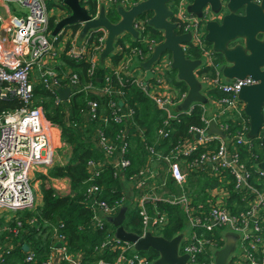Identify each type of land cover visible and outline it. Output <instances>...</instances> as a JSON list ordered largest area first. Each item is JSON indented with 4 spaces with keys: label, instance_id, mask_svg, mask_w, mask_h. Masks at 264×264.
<instances>
[{
    "label": "built area",
    "instance_id": "obj_1",
    "mask_svg": "<svg viewBox=\"0 0 264 264\" xmlns=\"http://www.w3.org/2000/svg\"><path fill=\"white\" fill-rule=\"evenodd\" d=\"M3 1L14 2L24 11L19 14L12 12L4 17L0 15L4 32V37L0 38V100L15 98L17 101L14 105L0 108V220L4 222L0 224V240L4 230L6 234L3 238H6L8 234L15 236L28 233L30 226L39 229L47 225L44 219L39 224L35 215L22 214L23 210L29 211L35 207L31 173L33 170H44L53 154L59 158L57 163L63 164V156L70 149L60 139L59 126L45 117L40 98L36 102L34 83H40L51 93L55 105L68 101L71 89L80 81L75 71L58 73L53 67L58 55L55 42L62 27L50 34L45 0ZM101 2L104 13L116 3L124 7L129 4L127 0H95L93 10L85 6L90 18L96 16ZM184 2L178 0L175 3L169 20L175 23L176 33L190 34L189 40L181 42L180 47L188 57L201 60L193 75L201 84V92L208 99L212 110L207 113L201 103H193L184 110L190 114L194 107L199 108L202 124H188L186 134L167 153L160 155L152 146L145 145L148 150L146 164L128 175L135 189L131 207L136 210L141 221V230L137 233L141 234L145 229L159 233L168 221L167 211L159 203L177 204L184 211L188 228L178 243V252L187 254V264H213L212 250L222 245L223 232L227 230L236 232L237 238L226 264H264V170L257 165L262 159L258 155L262 143L258 133L245 138L248 117L243 110L244 102L237 97L240 87L251 80L248 76L225 80L220 73L218 55L204 38L206 19L220 18L221 12L210 11L206 4L198 17L185 10ZM148 16L145 12L132 19L131 25L138 32L136 37L126 33L130 41L137 40L141 46L128 42L124 37V41L115 45L120 53L119 61L107 70L109 73L104 74L99 87L100 93L109 95L107 111L96 114L98 103L95 99L88 98L85 106L89 110V119L97 116L104 124L108 121L125 124L133 110L124 103L123 93L116 87L125 80L162 111V125L156 128V132L163 137L170 129V122L178 119L179 113L172 112L171 107L182 99L186 89L174 87L164 77L163 72L170 63L168 50L162 51L150 63L152 75L147 78H144L145 70L136 64L138 60H145L153 46L162 40L161 31L159 34L152 33L147 28ZM87 35L94 36L90 42L76 44V31L72 33L63 53L74 60H83L86 74L93 77L106 31L100 26L89 30ZM63 86L69 89L64 101L56 91V88ZM89 86L90 82L82 83V88ZM80 110L85 112V109ZM210 118L222 129L223 136L206 132ZM94 130L97 145L111 155L110 163L120 177L124 173L122 169L129 164L122 130L119 129V133L115 134L118 140L104 134L100 126L94 127ZM159 156L166 164L170 189L154 193L153 190L162 184L161 179H158ZM88 164L92 168L94 162L89 160ZM196 172L216 179L214 185L205 188L203 202L193 199L189 185L192 174ZM229 190L234 192L230 201ZM95 191L97 186L90 185L84 195L93 228L103 230L101 239L91 251L94 256L92 264H151L153 257L144 251L134 250L132 243L114 237L111 233L113 229H104L103 220L113 216L116 207L125 205L123 196H119L113 204H108L98 199ZM98 210L100 214H97ZM60 227L61 223L57 222L51 225L50 232H43L47 240V255L40 260V264H79L83 251L79 248L68 249ZM29 242L17 244L23 248V262L28 263L36 259V248ZM14 247L2 245L0 241V262ZM109 251H115L111 260L100 256Z\"/></svg>",
    "mask_w": 264,
    "mask_h": 264
},
{
    "label": "trees",
    "instance_id": "obj_2",
    "mask_svg": "<svg viewBox=\"0 0 264 264\" xmlns=\"http://www.w3.org/2000/svg\"><path fill=\"white\" fill-rule=\"evenodd\" d=\"M89 6L94 8V0H87ZM66 62L78 74L80 82H90L91 86L88 88H80L72 92L68 101L53 104L51 94L42 87L38 82L33 85V94L36 98L43 103L44 115L51 122H55L60 128V139L70 146V155L68 160L63 165H54L48 169L47 175L49 176H66L69 180L70 194L58 195L54 192L53 187L47 182L46 176L40 174V192L41 203L36 206L32 211L37 216V221L41 224L45 220L46 226L36 229L35 226H30L28 233H20L23 238L26 237L32 240V244L36 248V259L34 262H23V248L16 245L5 256L0 264H40V260L45 257L47 251V240L43 235L44 231L50 232L48 224L56 225L57 222L61 223L59 228L61 233L65 236V244L68 249H81L83 256L79 264H92L94 256L91 251L95 243H97L103 234V230L95 229L90 221V209L87 207L84 195L88 186H97L95 191L98 199L104 200L108 204H113L115 200L123 193L119 178L115 172L117 169L110 163L111 155L107 154L100 146L97 145V135L94 127H102L103 122L100 118L92 120H85L81 117V110L85 109V102L88 98L95 99L98 106L102 103V108L107 111V98L108 94L99 92L100 84L103 76L107 72L104 66L98 63L94 69L93 77H88L86 74V63L83 60H74L66 58ZM113 80L114 77H112ZM124 80V79H123ZM178 85H183V82L176 80ZM118 85V84H117ZM184 86V85H183ZM122 89H126L131 95L126 98L129 105L135 107L131 124L133 134L129 141L127 136H123V140L127 142V154L129 164L122 170L124 174L130 175L143 168L146 164V157L148 150L145 145H150L156 152L163 155L186 134L188 124L194 123L197 125L202 124L199 115V108L194 107L190 114L181 112L178 114L177 120L170 122L169 131L163 137L158 135L156 128L162 125V111L157 109L153 102L143 95L133 84L123 81ZM15 98L1 99L0 108L16 104ZM96 108V114L100 110ZM105 127V126H104ZM121 128L120 124L111 121L107 127L111 133V137H115ZM141 131V134L139 133ZM104 134L108 135L104 130ZM260 157L261 151L258 152ZM94 162L93 167L90 168L88 161ZM161 163V156L158 157ZM212 179L197 177L195 180L190 181V186L193 191V199L203 198V187L212 184ZM124 201V200H123ZM161 208H164L168 214L167 224L161 233L170 237L173 233L178 231L183 226V213L176 204H169L160 202ZM119 207H116L115 213ZM125 212V211H124ZM28 211H23L22 214H27ZM139 216L134 211L125 212L123 219V227L135 232L139 231ZM104 229L108 226L111 227L109 218L103 220ZM40 226V225H39ZM22 236H19V240ZM150 257L156 255L155 250L148 248L144 250ZM104 259L111 260L115 256V251L101 253Z\"/></svg>",
    "mask_w": 264,
    "mask_h": 264
},
{
    "label": "water",
    "instance_id": "obj_3",
    "mask_svg": "<svg viewBox=\"0 0 264 264\" xmlns=\"http://www.w3.org/2000/svg\"><path fill=\"white\" fill-rule=\"evenodd\" d=\"M61 3L69 8V12L59 18L52 26L50 34L56 33L62 26L73 23H80L78 31V38L81 39L89 30L102 26L106 35L103 40V47L98 54V62H102L105 55H107L113 47L115 37L122 33H128L133 37L138 35L136 29L131 25L132 19L137 14L149 12L146 19V25L161 31L162 40L156 43L150 55L142 61L136 62L145 70L144 77L151 76L149 65L156 57L164 50H168L170 54L169 69L175 70V77L181 80L186 85V91L182 99L171 107L172 112L181 113L186 110L193 103L203 104L207 111L212 110L206 96L201 92V84L193 75L194 70L199 66L201 60L199 58H190L182 51L180 43L189 40V32L176 33L174 31L175 23L170 21L172 10L165 2L167 0H127L129 4L126 7L116 3L115 12L118 14L116 20H112L104 13V6L101 2L98 6V11L95 17L90 18L87 9L80 3L79 0H59ZM236 0H225L223 2L222 17L220 22L214 19L205 21L204 38L211 43L212 50L215 53H220L224 62L219 66L220 73L225 80L230 77L243 76L248 73L252 76L256 74V68L261 60L255 59L253 51H251L250 39H244L243 44L228 45L236 30H238V21L244 17L234 12ZM207 4L210 11L217 13L219 11V0H191L185 4L187 12H191L196 16H201V8ZM248 4H244V11L248 9ZM262 2L257 7H260ZM243 48V49H242ZM249 50L248 53L245 49ZM259 81L243 85L237 92V97L244 102L243 110L248 117V128L245 132V138L255 136L264 122L260 112V106L264 101V70L259 76H256ZM59 96L64 101L68 92V87L56 88ZM207 133H217L223 136V131L216 125L213 119L208 120ZM264 146V134L259 137ZM264 170V157L258 161L257 164ZM125 206H119L117 212L109 217L113 225V235L122 241L132 243L134 250L144 251L148 248L155 250L156 255L152 258L151 264H187V254L178 252V243L182 236V231H178L170 237H166L161 233H152L149 229H145L141 234L132 230L125 229L122 225L124 218ZM224 240L220 247L212 250L213 264H226V259L229 253L235 247L237 233L233 231L223 232Z\"/></svg>",
    "mask_w": 264,
    "mask_h": 264
},
{
    "label": "crops",
    "instance_id": "obj_4",
    "mask_svg": "<svg viewBox=\"0 0 264 264\" xmlns=\"http://www.w3.org/2000/svg\"><path fill=\"white\" fill-rule=\"evenodd\" d=\"M59 1V0H58ZM79 1H83L84 2V6L88 7L90 10H93L90 6H89V3H87V0H79ZM191 0H185L184 2V7H185V4L189 3ZM12 3V2H11ZM11 3L10 1H3V0H0V15L2 17H4L6 14H10V13H15V14H19L21 13L22 9L19 8L17 5V8L14 10V7L11 6ZM14 3V2H13ZM63 4V3H62ZM206 5V4H205ZM66 6V5H65ZM115 6V5H114ZM204 6V5H203ZM202 6V7H203ZM94 7H95V0H94ZM114 8V7H112ZM186 10V9H185ZM67 14V13H66ZM66 14H63L61 9H59L58 11H56L54 13L53 11V8L52 7H49L48 8V27H49V24H50V28H52L53 24L59 19L61 18L62 16L66 15ZM106 14V13H105ZM108 17V16H107ZM109 18V17H108ZM148 28V27H147ZM80 29V23H73V24H67V25H64L62 26V30L60 31V33L58 34V40L55 42L56 46H57V49H58V55L55 57V60L53 62V67L55 68V70L58 72V73H62L64 71H67V70H70V71H75L70 65H68V63L66 62V58H70L68 57L67 55H65L63 53V49L65 48L66 44H67V41H68V38L69 36L74 33L76 31V39H75V42L76 44H81L85 41L87 42H90L91 39L94 37L93 35L91 37H89L87 34H85L81 39L78 38V31ZM150 30V29H149ZM151 31V30H150ZM155 33L157 32L158 34L160 33V31L158 30H155L154 31ZM152 31V33H154ZM125 35H121V33H119L114 41H113V47H112V50L107 54L105 55L103 61L100 63L98 62L99 64H101L102 66H104L105 70H109L110 68H113L115 66V64L119 61V57H120V53L118 52L117 50V47L115 46L116 43H119L121 41H124L125 39L123 38ZM4 37V32L1 28V24H0V38ZM139 61V60H138ZM137 61V62H138ZM141 67V66H139ZM142 68V67H141ZM144 71V70H143ZM78 73V72H77ZM164 77L166 79L167 82H170V84H172L174 87H178L179 89H186V85H178L177 83H175V81L173 80L171 76V69H165L164 70ZM145 78V77H144ZM175 78V77H174ZM177 80V79H176ZM123 85V84H121ZM121 85L118 84L116 87L119 88L121 90V92L123 93L122 95V99L124 101L125 104H128L126 98H129L131 95L128 93V91L125 89H122L121 88ZM80 88H82V82L78 81V84L76 85V87L72 88L71 89V92H74V91H77L79 90ZM57 91V90H56ZM69 91V89H68ZM50 93V92H49ZM69 93V92H67ZM51 94V93H50ZM72 94V93H71ZM70 94V95H71ZM67 95V94H66ZM69 95V97H70ZM66 97V96H65ZM51 99H52V96H51ZM129 105V104H128ZM131 108H132V115L131 117L128 119V121L123 124V123H119L120 126H121V130L124 134V136L126 135L127 136V140L129 141V139L131 138V134H133V129H132V124H131V120H132V117H133V114L135 112V107L133 105H130ZM98 110H100V112H104L105 110L102 108V103L98 106ZM88 108H85V112H80L81 113V117L83 119H87V120H92V119H89L87 118V114H88ZM99 112V113H100ZM207 113H209L207 111ZM111 121H108L106 122L105 124H103V129L106 131V133L111 136V133L106 130L107 127L110 125ZM114 123H117V122H114ZM105 126V127H104ZM131 133V134H130ZM141 134V131L139 132ZM59 136H60V130H59ZM127 143V142H126ZM127 150H126V154H127ZM70 155V149H69V152L66 153V155H64V159H65V162L63 164H65L68 160V157ZM111 159V158H110ZM59 160L58 157L54 156V154L52 155V158L51 160L47 163V166L46 168L43 170H39V171H36V170H33V172L31 173V179L33 180L32 181V186H33V190H34V204H35V207L32 209V210H29L27 214H32L34 215V213H32L33 210H35L36 206L39 205L41 203V192H40V177L39 175L40 174H44L46 176V179H47V182L53 187L54 189V192L58 195H64V194H70V190H69V180L66 176H49L47 175V171L49 168H51L52 166L54 165H63V164H59L57 163ZM90 167V166H89ZM91 168V167H90ZM159 173H160V176L158 177V179L160 180L161 179V183L160 185H158L154 190L153 192L154 193H159L161 191H165V190H169L170 189V184H169V175L167 173V170H166V164L164 163L163 159L160 163V166H159ZM35 174H37L35 176ZM197 177H200V178H207V179H210L209 176L207 175H203L202 173H199V172H196L195 174H192V177L190 179L191 180H195V178ZM119 181L121 182L120 185H121V190H122V196L125 200V209L124 211L127 213V211H134L137 216L138 213L136 212V210L134 208L131 207V199L133 197V193H134V190H133V186L131 185L132 184V180L130 178H128V175L126 176L124 173H121V176L119 177ZM212 179V178H211ZM190 181H189V184H190ZM212 184L211 185H214L216 183V179H212ZM211 185H208V186H204L203 187V198L202 199H197L196 201L198 202H203L204 201V198H205V188L206 187H209ZM54 187H57L54 188ZM190 189H191V186H190ZM192 191V189H191ZM229 193H230V196H229V201L231 200V195L234 193L233 191L229 190ZM192 194H193V191H192ZM177 205V204H176ZM179 207V205H178ZM180 210L182 211L183 213V226L178 230V231H182V236L188 232V228H187V224L185 222V217H184V211L181 207H179ZM21 211V210H20ZM19 211V212H20ZM23 211H26V210H23ZM125 212H124V218H125ZM97 214H100V211L98 210L97 211ZM123 218V219H124ZM140 219V218H139ZM0 224H4V222L2 220H0ZM112 225V224H111ZM122 225H123V220H122ZM113 226V225H112ZM48 227H49V230H51V226L48 224ZM107 229H111L110 226L107 227ZM112 229H114V227H112ZM126 229V228H125ZM141 230V221L139 220V231ZM176 231V232H178ZM135 232V231H134ZM175 232V233H176ZM3 233V234H2ZM137 233V232H136ZM161 233V232H159ZM173 233V234H175ZM6 232L5 230L1 232V242H2V245H13V246H16L18 243L22 242V241H30L29 244L30 245H33L32 243V240L31 239H28L26 237L23 238V235H15V236H12L11 234H8L6 238H3V235H5ZM162 234V233H161ZM172 234V235H173ZM19 236H22L21 239L19 240ZM181 236V237H182ZM181 239V238H180ZM7 241V242H6ZM180 241V240H179ZM6 242V243H4ZM223 244V243H222ZM35 253H37V251L35 250ZM47 255V251L45 253V257ZM44 257V258H45ZM154 257V256H153ZM43 259V258H42ZM58 262L54 263V264H57ZM65 264V263H64Z\"/></svg>",
    "mask_w": 264,
    "mask_h": 264
},
{
    "label": "flooded vegetation",
    "instance_id": "obj_5",
    "mask_svg": "<svg viewBox=\"0 0 264 264\" xmlns=\"http://www.w3.org/2000/svg\"><path fill=\"white\" fill-rule=\"evenodd\" d=\"M177 1L178 0H167L165 4L169 7L171 4H174ZM224 1L225 0H219V11L218 12H221L220 17H222L223 12H225V9H223ZM249 2L254 3L255 5L248 4V9L244 11V4L249 3ZM260 2H262L261 6L257 7L256 4L259 5ZM235 6L236 8L234 12L241 14V15L243 14L245 15L240 20H237L238 30L235 31V33L231 37L234 39L230 41L228 45H232L235 43L238 45H241L243 44L244 39H250L251 51H253V54L256 56L255 59L261 60V62H259L256 68L255 76H252L248 73L243 75V76H248L251 80L249 84H252V83L259 81V79L256 76H259L261 74V71L264 70V0H236ZM146 14L149 15L150 13L146 12ZM210 19H214L220 22L221 18H210ZM174 26L176 28V25ZM245 52L246 53L249 52L248 48L245 49ZM216 54L221 55L220 53H216ZM243 76H238V77H243ZM260 112H261L262 118H264V101L262 102L260 106ZM260 124L261 126L259 127V130L257 132L259 136L264 134V122L262 121ZM260 151L262 155H264L263 145ZM261 157L263 158L264 156H261Z\"/></svg>",
    "mask_w": 264,
    "mask_h": 264
},
{
    "label": "rangeland",
    "instance_id": "obj_6",
    "mask_svg": "<svg viewBox=\"0 0 264 264\" xmlns=\"http://www.w3.org/2000/svg\"><path fill=\"white\" fill-rule=\"evenodd\" d=\"M11 3V2H10ZM80 3L83 5L84 4V2L83 1H80ZM87 3H89L88 1H87ZM44 4H45V6L47 7V9L49 8V7H52L53 8V11H54V13L56 12V11H58L59 9H61V11H62V13L63 14H66V13H68L70 10H69V8L67 7V6H65L64 4H62L60 1H58V0H45L44 1ZM11 6H13L14 7V10L17 8V6H16V4L15 3H11ZM169 7H171V9H174L175 8V3L174 4H171ZM22 12L24 11L23 9L21 10ZM145 13V12H144ZM144 13H141V14H144ZM208 15H211L210 13L208 14ZM106 16H108L110 19H112V20H116L117 18H118V14L115 12V10L113 9V8H110L109 10H108V12L106 13ZM49 27H50V24H49ZM148 27V29H150L151 31H155V29L154 28H152V27H150V26H147ZM49 29H51V28H49ZM123 33H124V38L128 41V42H130V43H137L138 45H142L141 43H139L137 40H135V41H130L129 40V36H128V34H126L124 31H123ZM157 33V32H156ZM158 34V33H157ZM218 55V54H217ZM218 58H219V62H220V64L222 63V62H224V59H223V57L221 56V55H218ZM175 70L174 69H172L171 70V76L170 77H172L173 78V80L175 81V83H177L176 82V77H175ZM175 77V78H174ZM181 81V80H180ZM41 106H43V103L41 102ZM43 121H44V119H43ZM45 122V121H44ZM261 149V148H260ZM37 174H35V176H36ZM32 179H30V182H31V184H32ZM113 230L111 231V233H112V235H113ZM114 236V235H113Z\"/></svg>",
    "mask_w": 264,
    "mask_h": 264
}]
</instances>
